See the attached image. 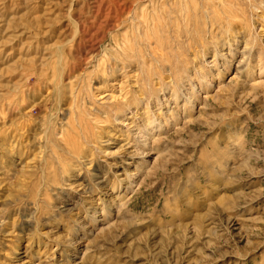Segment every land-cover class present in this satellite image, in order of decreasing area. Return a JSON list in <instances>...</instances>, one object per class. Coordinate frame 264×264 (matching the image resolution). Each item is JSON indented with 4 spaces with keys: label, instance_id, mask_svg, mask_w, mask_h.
<instances>
[{
    "label": "rangeland",
    "instance_id": "1",
    "mask_svg": "<svg viewBox=\"0 0 264 264\" xmlns=\"http://www.w3.org/2000/svg\"><path fill=\"white\" fill-rule=\"evenodd\" d=\"M0 264H264V0H0Z\"/></svg>",
    "mask_w": 264,
    "mask_h": 264
},
{
    "label": "bare ground",
    "instance_id": "2",
    "mask_svg": "<svg viewBox=\"0 0 264 264\" xmlns=\"http://www.w3.org/2000/svg\"><path fill=\"white\" fill-rule=\"evenodd\" d=\"M122 4V3H121ZM116 11V10H115ZM130 12V11H129ZM118 19V18H117ZM102 20V19H101ZM121 20V19H120ZM104 22V21H103ZM111 25V24H110ZM238 30V29H237ZM234 32V31H233ZM235 33V32H234ZM237 33V32H236ZM248 41V40H247ZM233 43H235V40H229V42H228V50H227V52H228V55H231V48H232V46H233ZM248 44H245V47L242 49V59H245L246 57H245V55H246V53L244 52V49L246 48V46H247ZM251 52V51H250ZM217 54V53H216ZM220 56H222V61H224V65H226L227 66V64L230 62V61H228V60H226L225 59V55L224 54H222V55H220ZM247 56V55H246ZM251 57V56H250ZM221 61V62H222ZM258 61H260V60H258ZM210 63V62H209ZM240 68V67H239ZM247 70V69H246ZM236 73H238V74H240L241 72L240 71H236ZM261 74H259V75H263V73L262 72H260ZM249 75H250V73H249ZM138 104V103H137Z\"/></svg>",
    "mask_w": 264,
    "mask_h": 264
}]
</instances>
